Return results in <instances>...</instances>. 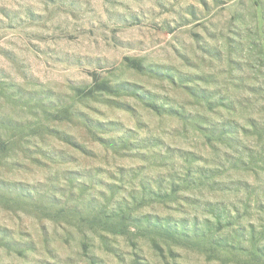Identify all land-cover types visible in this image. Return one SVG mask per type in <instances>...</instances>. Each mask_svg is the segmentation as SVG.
Returning <instances> with one entry per match:
<instances>
[{
  "label": "rangeland",
  "instance_id": "1",
  "mask_svg": "<svg viewBox=\"0 0 264 264\" xmlns=\"http://www.w3.org/2000/svg\"><path fill=\"white\" fill-rule=\"evenodd\" d=\"M0 264H264V0H0Z\"/></svg>",
  "mask_w": 264,
  "mask_h": 264
}]
</instances>
